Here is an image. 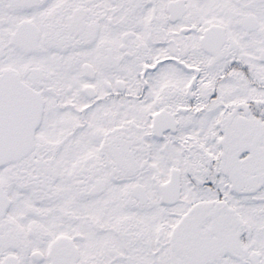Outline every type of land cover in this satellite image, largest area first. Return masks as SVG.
I'll return each mask as SVG.
<instances>
[{"label":"snow or ice","instance_id":"obj_1","mask_svg":"<svg viewBox=\"0 0 264 264\" xmlns=\"http://www.w3.org/2000/svg\"><path fill=\"white\" fill-rule=\"evenodd\" d=\"M0 264H264V0H0Z\"/></svg>","mask_w":264,"mask_h":264}]
</instances>
